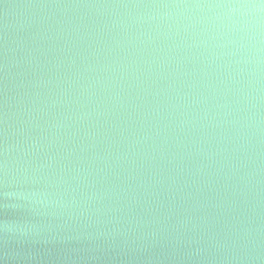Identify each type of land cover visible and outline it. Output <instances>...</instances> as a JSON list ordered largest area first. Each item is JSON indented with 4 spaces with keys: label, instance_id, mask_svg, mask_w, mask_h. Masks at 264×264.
Instances as JSON below:
<instances>
[{
    "label": "snow or ice",
    "instance_id": "1",
    "mask_svg": "<svg viewBox=\"0 0 264 264\" xmlns=\"http://www.w3.org/2000/svg\"><path fill=\"white\" fill-rule=\"evenodd\" d=\"M262 3H264V0H261Z\"/></svg>",
    "mask_w": 264,
    "mask_h": 264
}]
</instances>
